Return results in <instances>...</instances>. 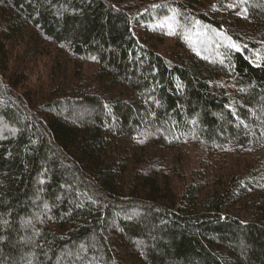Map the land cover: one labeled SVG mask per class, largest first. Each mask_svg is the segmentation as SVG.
I'll return each mask as SVG.
<instances>
[{"label": "trees", "instance_id": "1", "mask_svg": "<svg viewBox=\"0 0 264 264\" xmlns=\"http://www.w3.org/2000/svg\"><path fill=\"white\" fill-rule=\"evenodd\" d=\"M0 264H264V0H0Z\"/></svg>", "mask_w": 264, "mask_h": 264}, {"label": "snow or ice", "instance_id": "2", "mask_svg": "<svg viewBox=\"0 0 264 264\" xmlns=\"http://www.w3.org/2000/svg\"><path fill=\"white\" fill-rule=\"evenodd\" d=\"M231 6V5H230ZM245 11H247V9H245ZM233 47H235V45H233ZM92 59H95V57H92Z\"/></svg>", "mask_w": 264, "mask_h": 264}]
</instances>
